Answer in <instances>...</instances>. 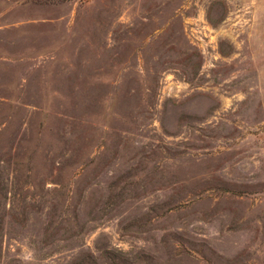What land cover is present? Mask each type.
I'll return each mask as SVG.
<instances>
[{
	"label": "rangeland",
	"instance_id": "374dc122",
	"mask_svg": "<svg viewBox=\"0 0 264 264\" xmlns=\"http://www.w3.org/2000/svg\"><path fill=\"white\" fill-rule=\"evenodd\" d=\"M0 264H264V0H0Z\"/></svg>",
	"mask_w": 264,
	"mask_h": 264
}]
</instances>
